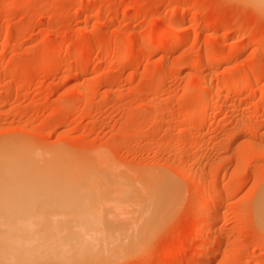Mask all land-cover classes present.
Here are the masks:
<instances>
[{
	"label": "rangeland",
	"instance_id": "obj_1",
	"mask_svg": "<svg viewBox=\"0 0 264 264\" xmlns=\"http://www.w3.org/2000/svg\"><path fill=\"white\" fill-rule=\"evenodd\" d=\"M250 2L0 0V148L19 156L0 154L51 173L45 195L21 180L39 189L14 206L26 226L45 238L91 214L116 237L106 264H264V8Z\"/></svg>",
	"mask_w": 264,
	"mask_h": 264
},
{
	"label": "bare ground",
	"instance_id": "obj_2",
	"mask_svg": "<svg viewBox=\"0 0 264 264\" xmlns=\"http://www.w3.org/2000/svg\"><path fill=\"white\" fill-rule=\"evenodd\" d=\"M246 1H248V2L251 1L250 3L253 2L254 4L264 8V0H246ZM171 29H172V25L170 23H168L163 30V34L166 35V33L169 32ZM165 35L162 36L161 42L165 41V38H166ZM230 49L232 51V50H238L240 48L234 46V47H231ZM228 52L229 51H226L225 53H228ZM121 60L127 61L128 58L126 56V57L122 58ZM239 81H241V83H243V84H247L250 81V79L249 78H242V80H240V79L237 80L236 83ZM210 87H211L210 84L206 81L200 87L199 90H201L202 92L203 91L205 92V91H208L210 89ZM10 144H8V145H10ZM8 145L5 146L3 144L2 149L0 148L1 149L0 151L4 152V147L7 148V147H9ZM15 148L16 147H12V149H11V146L9 147V149H11V151L12 150H13V152L17 151L16 154L17 153L19 154V149L14 150ZM5 150L9 154V150L8 151H7V149H5ZM20 152H21V150H20ZM22 152H23V154L26 153L24 151H22ZM18 154L16 156L12 153V155L9 154V157H7L4 154H3L4 156H2L0 154V264H102V263L106 264L104 262H106V261L110 262V260L111 261L114 260L116 258V251H117L116 246L118 244L116 245L115 241L112 242V239L116 238V237L115 236L112 237V235L109 233L107 234V232L105 230H96V229L91 228V226H94V224L91 225V223H90V222H92L91 214L87 213V215L82 216L83 218H85L84 220H86V218H87V220L84 221V225L81 224V227L83 228L86 225V227L88 226L87 229L76 230L73 232L72 231L68 232L70 230L68 228H67V231H63L62 229H57L56 231L53 230L52 233L51 232L49 233L48 230L50 227L48 228V227L43 226L42 228H45V230L48 229V230H46L47 232L44 230L45 231V233H44L45 238L39 237L37 231L32 226H28V225L26 226V224L33 222L32 214H26V212L21 210V209H17V208L14 209V206L19 203V200H21L25 197L31 196V194H28L30 192L29 189L31 190V188L29 186L30 184L29 185L27 184V186H29V188L27 189L26 188L27 186H26L25 189H27L28 193L26 192L25 189H24L25 190L24 192H26V193H22L23 191L21 190V192H20L19 186L23 185L22 181H24V186H25V183H28V182H26V181H28L26 177H28V179H30L29 176L30 177L32 176L31 182H32V180L37 181L38 179H40V181L42 182V184L41 183L40 184L42 187H44L43 184L44 183L46 184L48 182V181L47 182H44V181H46L45 179H47L48 177L51 178V175L49 176V174H51V173L48 174L45 169H44L45 171L43 170V167L45 168L46 166L47 167L49 166L48 164H46V166L43 165V167H40V169L42 168L44 173H46V177L44 180L42 179V177L39 176L40 174L37 175V173H39L38 169L36 170V172H33V173L23 172L24 170H27L29 167H32V166L33 167L31 169L29 168L28 170H32V169L35 170L38 166L37 167H36V165H35V167H34V165L31 166L30 164H32L33 162L30 161L31 163L28 164V162H29L28 160H27V163H24L25 161H23V163H22V161H17V158L19 156ZM13 156L14 157L16 156L17 158L12 159ZM25 156H26V154H25ZM21 157L24 158V155L21 154ZM25 164L28 165L29 167L26 166ZM24 165L26 166L25 167L26 169L21 167ZM50 167L51 166H49V170L51 169ZM51 170H54V169H51ZM24 173H26V176L23 175ZM34 173L37 176H35ZM52 173L54 174V172H52ZM34 176L37 177V179L35 178L36 180L33 179ZM59 176H61V174ZM53 177L55 180V175H53ZM32 183H31V185H32ZM40 184L38 185V183H37L36 186L40 187ZM34 186L32 188L33 191L31 190L33 193H35L34 190H36ZM42 187H40V189ZM44 188H46V190ZM44 188H43V190L41 189V191H44V193H40V194L38 193V195H36L37 193H35V195L36 196H39L42 194L45 195V191H48L49 189L47 187H44ZM36 191L39 192V189ZM51 191H53V190H51ZM32 192H30V193H32ZM49 192H47V193H49ZM24 195H25V197H24ZM35 195L32 194V196H35ZM210 200L209 199L206 200L205 198H203L202 205L204 207H207L210 204V202L211 203L215 202L217 204L219 203V201L217 202L218 199H216L215 197L213 199V202H212V199H210ZM25 205L26 204H24L23 207ZM262 205L264 206L263 201H262ZM25 208H27V207H24V209ZM28 208H29V206H28ZM34 209H36V206H34ZM32 211L33 210H31V212ZM87 212H88V210H87ZM34 213H35V211H34ZM36 214L38 216L37 212H36ZM36 214H34V216H36ZM40 215H43V214H40ZM44 216H42V217H44ZM261 216H262V218H264V209L261 212ZM54 219H53V221H54ZM45 220H46V218H45ZM56 221H58V220H56ZM56 221H55V223H57ZM217 221H218L217 216H211L210 227L212 228V226H215ZM34 222H35V220H34ZM87 222H89L90 224ZM36 223H37V221H36ZM37 224H41V223H37ZM37 224L34 223V225H35L34 227H36ZM51 224H53V222ZM50 229H52V228H50ZM63 229L65 230V228H63ZM43 232H40V233H43ZM46 233H49L48 236H50L53 239V241H52V239H51V242L47 240L50 238L47 237ZM75 234L80 235V237H78L80 239L77 242H73L72 237H70L71 240L69 239V235L74 236ZM46 237H47V239H46ZM57 239H58V241H57ZM59 239L69 240V242L59 241ZM109 240H111V241H109ZM130 248H131V246H130Z\"/></svg>",
	"mask_w": 264,
	"mask_h": 264
}]
</instances>
